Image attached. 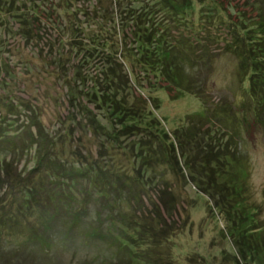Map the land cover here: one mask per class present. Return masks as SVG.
<instances>
[{
  "label": "rangeland",
  "instance_id": "374dc122",
  "mask_svg": "<svg viewBox=\"0 0 264 264\" xmlns=\"http://www.w3.org/2000/svg\"><path fill=\"white\" fill-rule=\"evenodd\" d=\"M209 1L224 10L222 21H213V17L209 23L195 17L193 34L176 19L170 21V28L173 35L181 36L204 58L198 64L196 79L203 98L216 112L226 111L232 114L233 119L225 121L227 117H224L221 121L212 120L210 124L199 121L194 131L207 134L206 137L209 135V140L215 139V143L220 140L229 151L241 156L245 163L242 167L248 173L244 200L251 204L257 223L264 226V112L256 117L249 110L250 99L243 91L246 82H241L242 76L237 73L238 60L225 51L223 41L228 34L229 22L253 21L259 10L264 14V0ZM148 2L140 0V6L146 8ZM196 10L202 11L203 6L197 4ZM128 15L119 5V0H0V207L6 196L9 197L7 193L11 190L8 189L15 185L12 179L18 174L28 173L45 152L43 149L36 150L35 145L30 146L36 133L35 122L49 135L51 143L55 144L63 137L80 151L91 149L96 152L97 140L85 126L87 117L95 118L103 125L111 122L107 115L103 117L98 105L87 99L91 96L88 89H92V81L98 75V65L102 60V50L98 54L100 50H96L94 55L88 50L97 44L96 40H100L101 48L110 51L109 46L113 48L117 37L115 33L128 24ZM17 16L26 17L29 21L20 24ZM139 77L146 87L145 91L150 90L149 86L156 88L161 82L152 74H141ZM131 94L137 96L141 92L134 88ZM151 95L156 97L158 106L154 114L162 127L166 123L169 136L180 127L179 131L187 126L185 116L203 110L202 101L190 93L176 95L173 89L167 92L160 88ZM142 96L146 97L145 94ZM143 136L138 138H142L143 142L150 141L148 143L153 147L150 151L153 160H148V163L154 166L155 171L144 176L141 174L147 180L154 177L152 184L149 181L150 184L139 191L143 198L141 204L144 202V206H150L147 194L155 200L157 192L165 189L177 196L173 212L176 225L172 227L176 232L170 241L160 247L162 254H158V250L156 253L148 251L155 254L161 264L162 261L163 264H253L248 260L246 263L239 260V250L234 247L229 235V223L215 209L213 202L200 194L192 182L176 178L164 164L163 142L156 136ZM135 137L122 136L120 141H131ZM59 149L56 146L52 151L59 152ZM176 152L178 155L179 151ZM118 160L121 166L128 168L124 157ZM7 170L12 181L8 184ZM183 172L186 175L185 169ZM160 174L162 179H159ZM32 175L37 182L40 180L37 173ZM13 191L10 197L18 201V191ZM108 197L112 198L111 195ZM17 204L15 202V206ZM99 209L98 206H90L87 213L99 212L105 217L106 213ZM14 216L10 208H0V245L5 243L4 249H12L10 257L15 256L10 255L16 253L14 248L27 244L23 236H9L13 222L22 221L25 228L35 225L38 220V217L29 214L26 217L24 214ZM49 219L50 222L45 220L44 223L47 228L52 227L50 259L53 263L50 261L48 264H124L127 260L128 255L116 241L108 242L88 235L92 226L99 227L90 217L85 216L77 224L73 223L71 228L68 225L64 227L63 217ZM138 252L144 254L147 250L139 248ZM145 260L150 261L148 257Z\"/></svg>",
  "mask_w": 264,
  "mask_h": 264
},
{
  "label": "trees",
  "instance_id": "16d2710c",
  "mask_svg": "<svg viewBox=\"0 0 264 264\" xmlns=\"http://www.w3.org/2000/svg\"><path fill=\"white\" fill-rule=\"evenodd\" d=\"M148 1L145 8L140 6V0H119L124 13L129 14L128 24L121 30L117 28V37L113 48L109 46L110 51L101 48L100 40H96L97 44L88 50L92 55L96 50H100L97 54L102 50V60L98 65V75L92 81V89H88L91 96L87 99L98 105L103 117L107 115L111 122L103 125L95 118L87 117L85 126L97 140L96 152L91 149L80 151L63 137L55 144L51 143L49 135L35 122L36 133L30 146L35 145L36 150L43 149L45 152L28 173L18 174L12 179L16 189H8L11 190L7 191L9 197L6 196L0 208H10L14 217L29 214L38 217V220L35 225L25 228L22 221L12 220L9 236H23L29 249L27 244L14 248L16 253L10 255L15 256L10 257L12 249H4L5 243L0 245V264H47L53 236L50 232L52 227L49 225L47 228L44 221L50 222L51 217H63L64 227L68 225L71 228L73 223L77 224L85 216L99 225L92 226L88 235L108 242L116 241L128 255L124 264H161L148 250L153 253L158 250V254H162L160 247L170 241L176 232L172 227L176 225L173 212L177 196L165 189L157 192L155 200L147 194L150 206H144V202L141 204L140 189L152 184L154 179L150 177L147 180L142 176L155 171L154 166L148 163L153 149L148 143L150 141L143 142L142 138H138L143 134V138H159L163 142L164 164L171 173L178 179L192 182L198 192L207 196L215 209L225 216L230 227L229 235L234 247L239 250V260L264 264V226L257 223L251 204L244 200L248 175L247 169L242 167L245 163L220 140L216 144L215 139L209 140V135L206 137L207 134L194 131L199 121L210 124L212 120L221 121V118L227 117L225 121L229 119L231 122L233 116L223 110L216 112L203 98L196 79L198 64L204 58L181 36L173 35L170 28V21L176 19L193 34L195 17L209 23L213 17V21H222L224 10L209 0ZM197 4L203 6L202 11L196 10ZM17 17L20 24L29 21L26 17ZM227 33L223 39L225 51L237 58V73L242 76L240 81L246 82L243 91L250 99L249 110L258 117L264 112V14L259 10L253 21L229 22ZM141 74H152L161 80L160 85L156 88L149 86L150 90L145 91L146 87L139 77ZM134 88L141 94L133 96ZM160 88L167 92L173 89L176 95L190 93L203 104L202 112L185 116L187 126L179 131L180 127L172 136L166 131V123L162 127L154 114L158 106L156 97L151 93ZM126 135L136 137L121 142L122 136ZM56 146L61 148L59 152L52 151ZM176 151H179L178 155ZM152 155L155 157V153ZM121 157L127 160L128 168L121 166L118 160ZM8 172L7 184L12 182ZM33 172L40 176L38 182L32 177ZM18 177L21 179L18 180ZM159 179H162V174ZM12 189L18 191V201L11 199ZM110 195L112 198L108 197ZM15 202L18 203L16 206ZM90 206H98L106 213L105 217L99 212L88 215ZM35 212L38 214L35 215ZM139 248L147 252L142 254L138 252ZM147 257L150 261L145 260Z\"/></svg>",
  "mask_w": 264,
  "mask_h": 264
},
{
  "label": "bare ground",
  "instance_id": "6f19581e",
  "mask_svg": "<svg viewBox=\"0 0 264 264\" xmlns=\"http://www.w3.org/2000/svg\"><path fill=\"white\" fill-rule=\"evenodd\" d=\"M55 237H56V236H55ZM57 241H59V240H57ZM65 246H66V245H65ZM65 246H64V247H65ZM67 246H68V245H67ZM67 246H66V247H67ZM58 247H59V245H58ZM61 248H63V247H61ZM68 249H69V247H68ZM58 250H60V249H58ZM61 250H62V249H61ZM65 250H66V251H69V250H67V249H65ZM56 252H57V250H56ZM58 252H59V251H58ZM60 252H61V251H60ZM60 252H59V253H60ZM64 252H65V251H64ZM66 253H68V252H66ZM63 254H64V253H63ZM60 255H62V254H60ZM55 256H57L56 253H55ZM61 257H62V256H61ZM57 258H58V257H57ZM57 258H56V259H57ZM62 258H63V257H62ZM87 259H88V258H87ZM48 260L51 261V259H48ZM52 260H54V259L52 258ZM49 261H48V262H49ZM56 262H57V261H56ZM50 263H53V261H51ZM50 263H49V264H50ZM47 264H48V263H47ZM62 264H63V263H62ZM64 264H65V263H64ZM87 264H88V263H87Z\"/></svg>",
  "mask_w": 264,
  "mask_h": 264
}]
</instances>
